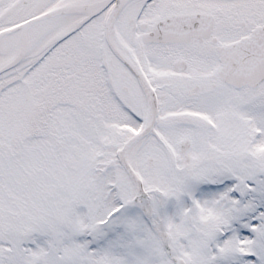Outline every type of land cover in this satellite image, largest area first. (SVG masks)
Returning <instances> with one entry per match:
<instances>
[{
	"label": "snow or ice",
	"instance_id": "snow-or-ice-1",
	"mask_svg": "<svg viewBox=\"0 0 264 264\" xmlns=\"http://www.w3.org/2000/svg\"><path fill=\"white\" fill-rule=\"evenodd\" d=\"M0 264H264V0H0Z\"/></svg>",
	"mask_w": 264,
	"mask_h": 264
}]
</instances>
